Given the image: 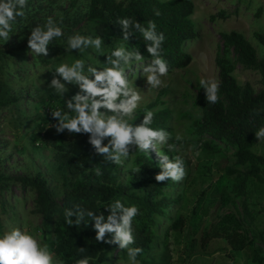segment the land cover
Segmentation results:
<instances>
[{
	"label": "trees",
	"instance_id": "trees-1",
	"mask_svg": "<svg viewBox=\"0 0 264 264\" xmlns=\"http://www.w3.org/2000/svg\"><path fill=\"white\" fill-rule=\"evenodd\" d=\"M157 9L160 16L155 15ZM195 9L194 0H27L26 19L17 18L8 42L0 39V111L9 110L11 115L14 112L21 124L27 121L24 102L28 103L34 95L24 88L25 84H11L9 68L25 57L31 30L44 26L49 18L64 32L49 44L51 47L53 44L64 47L68 38L77 34L99 36L102 47L108 45L111 52L119 44L150 59L147 52L150 42L139 33L124 40L117 21L130 18L145 27L152 21L157 33L163 32L166 37L162 57L172 70L185 69L192 62L193 56L184 49V44L197 36L193 22ZM228 16L226 10H221L210 19L214 22ZM220 35L222 44L216 55L220 99L208 104L205 89L200 87L194 99L198 114L191 126L196 135L209 137L203 143L204 153L213 156L224 148L223 156L230 152L233 162L199 194H196L194 167L186 160H183L186 176L181 181L157 182L155 176L162 169L155 149L144 153L136 148L134 157L122 158V164L116 165L96 153L88 142L90 134L57 132L59 121L53 118L52 112L67 113L68 109L66 97L53 89L44 90L32 103L38 130L29 142L0 138V206L5 210L1 195L11 184L19 183L24 189L32 190L33 212L42 217V238L54 254V261L76 264L87 257L89 264H108L109 250L119 246L97 242L95 222L88 217L79 227L68 226L64 213L65 209L79 205L97 215L102 213L106 219L110 215L106 207L119 199L126 207L135 205L139 209L132 223L135 244L131 247L143 249L137 257L142 264H168L171 259L168 238L159 241L155 230L158 216L170 217L168 232L175 233V242L183 246L182 260L195 257L213 240L223 239L234 251L252 247L254 262L264 264V227L259 228L257 223L263 219L261 214L264 215V152L255 149L259 142L264 143L255 135L264 127V56L260 57L256 46L242 31L224 30ZM253 36L264 46V32L256 31ZM86 51L94 49L89 47ZM50 52L49 56L37 55V58L50 64L52 56L61 54V49ZM70 52L83 56L78 49ZM239 64L259 73L260 89L251 82L242 84L238 80ZM165 92L161 90L157 99L143 107L129 123L140 124L147 111H152L154 118L149 126L155 130H171L167 123L170 110H152L164 102L161 97ZM65 95L70 99L75 93L68 91ZM2 131L4 128L0 125ZM107 143L108 138L104 141ZM159 153L170 160L177 157V152L168 151L165 145ZM169 211L175 214L170 215ZM213 216L215 221L208 219ZM2 228L0 221V231ZM183 237H186L185 243ZM106 238L110 239L111 234ZM80 248L85 251L81 252ZM118 253L128 257L126 249H119Z\"/></svg>",
	"mask_w": 264,
	"mask_h": 264
},
{
	"label": "clouds",
	"instance_id": "clouds-1",
	"mask_svg": "<svg viewBox=\"0 0 264 264\" xmlns=\"http://www.w3.org/2000/svg\"><path fill=\"white\" fill-rule=\"evenodd\" d=\"M27 0H3L0 2V39L8 42L11 39L13 24L17 18H25L24 11ZM155 15L161 13L157 9ZM117 23L122 27L123 39L139 33L147 44V52L151 55V62L143 68L147 73V84L150 88H158L162 84L161 77L168 74L167 62L162 57L163 44L166 37L163 32L157 33L154 22L149 21L147 27L130 18L118 19ZM64 35L61 27L57 26L52 18H49L44 26H37L31 30L28 37V47L36 55H49L48 45L55 39ZM103 40L97 36L74 35L68 38V50L82 51L92 47L102 53ZM144 57L139 51H128L124 47H118L110 55H107L106 65L103 70L89 65L84 74L85 63L76 60L71 66L59 65L54 71V78L49 88L62 96L69 91L67 85H79L80 91L68 99L67 113L53 111L52 116L58 119L56 130L63 133L90 134L89 143L94 147L97 154L103 155L105 161L116 165L122 164V158L127 159L132 148L139 152L148 153L155 149L160 157V168L162 171L155 176L157 182L172 180L181 181L186 176L185 164L179 156L170 160L167 155H161L157 145L167 146L168 151H179L176 142L182 141L183 137L177 134L175 142H170L173 137L164 130H155L152 124L154 113L147 111L142 122L138 125L129 123L134 118L142 96L136 88L130 85L125 75L124 66L133 61H141ZM62 77L63 82L60 78ZM90 77H94L90 78ZM200 87L205 89L208 104L219 101V83L215 80L201 79ZM106 109L111 115L101 112ZM74 113V115H69ZM258 141L264 140V127L255 133ZM106 138H110L104 144ZM139 171V169H137ZM97 169V175H100ZM110 215L101 213L97 215L92 210H85L77 205L73 209H65V223L70 227H79L85 221V217L94 221L96 230L95 240L107 244H115L119 249H126L131 264H138L137 257L143 252L140 247H131L135 244L133 219L139 214L137 206L126 207L119 199L106 207ZM111 234V238H106ZM80 251H85L80 248ZM0 264H60L54 261V254L50 252L47 245H42L37 238L26 231L14 228L5 232L0 237ZM76 264H89V258L79 259Z\"/></svg>",
	"mask_w": 264,
	"mask_h": 264
},
{
	"label": "rangeland",
	"instance_id": "rangeland-1",
	"mask_svg": "<svg viewBox=\"0 0 264 264\" xmlns=\"http://www.w3.org/2000/svg\"><path fill=\"white\" fill-rule=\"evenodd\" d=\"M194 2L196 9L193 14V22L197 36L184 44V49L193 56L192 62L187 68L169 70L166 76L161 77L162 84L158 88H150L147 84V73L143 72V68L152 59L144 57L141 61H133L130 65L124 66V71L130 85L136 88L142 96L134 118L143 107L157 99L161 90H166L161 97L164 102L158 104L152 110L163 108L170 110L167 123L171 130L167 129L164 131L172 135L173 140L170 142H175L177 134L183 137L182 141L176 142L179 148L177 156L188 161L194 167L196 194H199L202 189L209 185L212 178L216 179L224 171V168L233 162L230 152L226 154V157L223 156L225 154L224 148L213 156H208L204 153L202 149L203 143L209 137H200L192 129L191 123L198 114L194 106V99L200 89L199 81L205 79L219 82L216 55L222 44L221 31L237 30L244 32L258 49L260 57L264 56V46L253 36L256 31L264 32V0H194ZM221 10H226L230 16L227 18L219 17L214 22L211 21L210 16L219 13ZM142 39L144 38L142 37ZM48 47L49 52L61 49V54L52 56L50 64L43 63L29 49L24 58L17 60L13 68L12 66L9 68L12 72L9 78L11 84L15 86L20 83L25 84L24 88L28 89L34 97H31L28 103L24 102L28 118L23 124L19 122V118L14 112L11 115L9 110L0 111V125L4 128V131L0 132V138L20 140L21 142L30 141L31 136L38 130V124L34 117L35 109L32 103H35L40 98V94L44 90L51 89L49 84L54 78L55 69L59 65L67 64L71 66L76 60H82L85 63V75H89L87 72L89 65L97 67L98 70H103L104 67L110 66L106 65L107 55L112 53L108 45L102 47L103 55L93 48L94 51H86V49L80 51L83 56L81 54L74 55L73 52H70L71 50L67 51L68 43L64 47L57 44H53L52 47L49 45ZM118 47L125 48V46L117 44ZM96 51L98 52L97 54H95ZM236 76L242 84L251 82L257 90L262 87L259 73L245 69L240 64L237 66ZM56 78H60L63 82L62 77ZM90 78L94 79V77ZM67 87L69 92H74L75 94L80 91L79 85H67ZM63 97L68 100L65 94ZM101 112H105L108 115L112 114L106 109H101ZM10 117L11 122L9 121ZM219 144L224 146L221 143ZM162 146L157 145V150L159 151ZM255 149L258 152H264V143L259 142ZM133 153H136L135 147L130 151V158L135 156ZM20 158L22 159V157ZM33 195L31 189H24L19 183L11 184L10 188L3 192L1 197L5 200V210L0 206V221L3 223L0 237L5 232L19 228L33 235L42 245H45L41 231L42 217L38 213L33 212L35 209ZM169 214L174 215L175 213L169 211ZM261 217L263 219H259L260 223L259 221L257 223L259 228L263 229L264 215L261 214ZM169 218L158 216V223L155 227L159 241H164L167 238L169 240L171 259L168 264H256L254 262L255 252L252 247H248L243 251H234L229 243L223 239L213 240L205 250L198 251L195 257L182 260L181 254L184 249H182L183 246L181 244L175 242V233L172 232L170 235V232H168L172 222ZM208 219L215 221L216 216ZM167 232L169 237H166ZM185 238L183 237L184 243L186 242ZM258 243L262 245L260 239ZM118 250H109L108 264H131L129 257L123 258L118 253ZM137 262L142 264L139 260Z\"/></svg>",
	"mask_w": 264,
	"mask_h": 264
}]
</instances>
